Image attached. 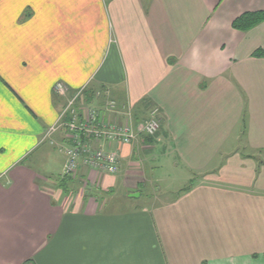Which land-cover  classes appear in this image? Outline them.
Here are the masks:
<instances>
[{
    "label": "crops",
    "instance_id": "0c3cea01",
    "mask_svg": "<svg viewBox=\"0 0 264 264\" xmlns=\"http://www.w3.org/2000/svg\"><path fill=\"white\" fill-rule=\"evenodd\" d=\"M262 11L264 0H0V264H264V22L233 28ZM59 82L85 89L81 108L114 99L142 120L157 107L160 130L119 147L117 175L81 165L60 187ZM99 193L134 205L106 211Z\"/></svg>",
    "mask_w": 264,
    "mask_h": 264
},
{
    "label": "built area",
    "instance_id": "2783aa9c",
    "mask_svg": "<svg viewBox=\"0 0 264 264\" xmlns=\"http://www.w3.org/2000/svg\"><path fill=\"white\" fill-rule=\"evenodd\" d=\"M84 91L71 92L62 82L54 87V93L66 100V107L49 134L66 129L70 142L60 148L66 157L62 177H74L81 165L117 175L119 147L133 145L141 137H154L161 127V112L152 108L146 118L138 120L130 105H120L114 99H107L101 106L81 108Z\"/></svg>",
    "mask_w": 264,
    "mask_h": 264
},
{
    "label": "rangeland",
    "instance_id": "374dc122",
    "mask_svg": "<svg viewBox=\"0 0 264 264\" xmlns=\"http://www.w3.org/2000/svg\"><path fill=\"white\" fill-rule=\"evenodd\" d=\"M83 105V104H82ZM102 105V104H101ZM101 105H97V106H101ZM152 109V108H151ZM151 109L147 112V115L146 116H148V113L151 111ZM48 144H49V142H48ZM50 146V145H49ZM54 149V148H53ZM55 150V149H54ZM53 150V151H54ZM57 152H58V150H57ZM57 156H58V158H60V160L58 161V164H54V167H52L51 169H50V172L49 173H51V175L52 176H54V177H58L59 176V174H61V173H63V161H64V156L61 154H56ZM139 166V165H138ZM37 167H39V168H42V169H44L45 167H46V165L45 164H39ZM143 167H144V165H143ZM171 175H170V173H169V169H167L166 171H165V173L163 174V178L164 179H167V178H169ZM174 177V176H173ZM71 178V177H70ZM73 178V177H72ZM175 178H180V176H178V177H175ZM160 187H162V186H160ZM173 187V188H172ZM171 187V189H173L174 190V192L173 193H171V195L170 194H168V195H166L165 196V198L166 197H169V196H177V192L180 190L179 188H181V187H183V185L181 186L180 184H178V183H176V184H174L173 186ZM179 189V190H178ZM119 192V191H118ZM122 193V195L125 193L124 191H122L121 192ZM156 194H158L159 195V193H157V192H154L153 193V197L154 196H156ZM121 194H115V195H113L112 194V196L110 197H107V196H104V194L102 195V194H100L99 193V199L101 198V205H103L102 206V208L104 209V210H116V211H124V210H126V209H128V208H130V206H132V205H134V203L132 204V205H128L129 203H127L128 201L126 200V198L124 197L123 199L121 198H119L120 196H122ZM115 196V197H114ZM119 198V199H118ZM138 202V201H137ZM152 203V201L150 200V198L147 196V195H145L143 198H141V200L138 202V204H140L141 206H143V205H148V207H151V204ZM155 203V201L153 202V204Z\"/></svg>",
    "mask_w": 264,
    "mask_h": 264
},
{
    "label": "trees",
    "instance_id": "16d2710c",
    "mask_svg": "<svg viewBox=\"0 0 264 264\" xmlns=\"http://www.w3.org/2000/svg\"><path fill=\"white\" fill-rule=\"evenodd\" d=\"M264 22V11L262 12H254V13H245L238 17L233 22V28L238 31L247 32L251 29L255 28L259 24ZM255 57L264 58V50H257L254 54ZM85 95L82 94V98ZM68 178L61 177L59 180L60 187H64L68 185Z\"/></svg>",
    "mask_w": 264,
    "mask_h": 264
}]
</instances>
